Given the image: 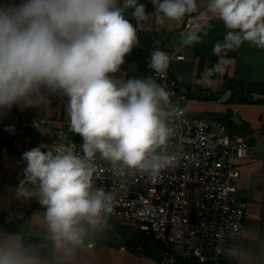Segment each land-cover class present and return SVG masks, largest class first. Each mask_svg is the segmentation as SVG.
Wrapping results in <instances>:
<instances>
[{
	"label": "clouds",
	"instance_id": "9594fccd",
	"mask_svg": "<svg viewBox=\"0 0 264 264\" xmlns=\"http://www.w3.org/2000/svg\"><path fill=\"white\" fill-rule=\"evenodd\" d=\"M149 2L152 12L140 0H0V117L16 106L47 107L51 96L67 97L69 130L82 140V154L36 147L23 155L17 197H38L56 249L82 245L88 229L113 213L112 194L93 185L97 157L149 177L175 162L166 151L173 94L151 77L116 75L140 43L132 20L139 25L154 17L161 27L189 20L177 53L200 43L213 20L226 30L213 46L215 55L245 43L264 50V0H208L203 10L197 0ZM169 64L167 52L153 51L150 67L157 75ZM198 83L215 82L208 76ZM0 264L39 261L22 240L5 235Z\"/></svg>",
	"mask_w": 264,
	"mask_h": 264
},
{
	"label": "crops",
	"instance_id": "0c3cea01",
	"mask_svg": "<svg viewBox=\"0 0 264 264\" xmlns=\"http://www.w3.org/2000/svg\"><path fill=\"white\" fill-rule=\"evenodd\" d=\"M4 2L19 4L21 0ZM140 2L147 5L148 12L154 11L149 0ZM207 2L197 0L201 10ZM126 15L131 19V10ZM132 22L140 43L126 57L116 74L118 78H153L145 62L156 49L183 56V60L170 62L169 72L175 87L186 97L179 101L185 114L203 120L223 119L229 114L236 127L234 135L249 142L247 157L237 166L239 176L234 180L233 193L247 203L243 235L236 242L223 243L221 260L228 264H264V50L245 43L235 49L233 56L215 55L213 46L226 30L222 22L213 20L200 43L177 53L175 46L185 21L166 22L162 27L155 23L154 17L139 25L135 20ZM208 76L215 82L211 87L198 83ZM63 98L51 96L47 107L16 106V115L8 112L0 117V139L11 141L15 150L13 154L0 156V216L9 222L22 220L12 233L0 227V236L20 240L26 234L49 246L43 251L44 257L38 258L39 264H158L161 247L136 222L120 217L110 216L98 228L88 229L82 245L70 250L56 249L38 197H17L16 188L26 166L24 153L36 147L42 151L46 146L57 147L61 130L74 138L65 111L67 100Z\"/></svg>",
	"mask_w": 264,
	"mask_h": 264
},
{
	"label": "built area",
	"instance_id": "2783aa9c",
	"mask_svg": "<svg viewBox=\"0 0 264 264\" xmlns=\"http://www.w3.org/2000/svg\"><path fill=\"white\" fill-rule=\"evenodd\" d=\"M189 23L185 21L183 30ZM168 54L170 62L184 59ZM150 62L148 58L145 63L153 78L173 94L175 108L169 117L173 135L166 151L175 162L149 177L114 169L97 157L93 185L114 197L110 216L136 222L161 247L158 264H228L221 260L223 243L243 235L247 203L233 193L237 166L246 159L249 142L230 133L223 122L188 117L179 105L186 97L170 78V64L165 74L157 75ZM57 142V147L46 146L44 151L82 154V141L62 130Z\"/></svg>",
	"mask_w": 264,
	"mask_h": 264
},
{
	"label": "trees",
	"instance_id": "16d2710c",
	"mask_svg": "<svg viewBox=\"0 0 264 264\" xmlns=\"http://www.w3.org/2000/svg\"><path fill=\"white\" fill-rule=\"evenodd\" d=\"M234 52H235V49L228 51L225 55H222V56H233ZM63 99L67 100V97H64ZM9 113L12 115H16L18 111L15 110V108H13ZM229 119H230L229 114H226L223 116V119L218 118V120L217 119L215 120L226 124L228 131L234 134V130H235L234 128L236 127L230 122ZM73 137L75 141L81 140V138L77 135H74ZM4 153L13 154L15 153V150L13 148L11 141L1 138L0 139V156ZM21 224H22V220H16V221L9 222L5 220L2 216H0V227L3 228L6 232H10V233L15 232L20 227ZM20 240L23 241V244L25 248L29 251V253L33 254L37 258H43L44 257L43 251H46V249L49 248V246L47 245H42L39 239H36L26 234H22L20 236ZM236 241L237 240H229L226 242H236ZM52 264H56V262H52Z\"/></svg>",
	"mask_w": 264,
	"mask_h": 264
},
{
	"label": "bare ground",
	"instance_id": "6f19581e",
	"mask_svg": "<svg viewBox=\"0 0 264 264\" xmlns=\"http://www.w3.org/2000/svg\"><path fill=\"white\" fill-rule=\"evenodd\" d=\"M218 120V119H217ZM233 131V130H232ZM230 132V131H229ZM237 132V131H236ZM241 133V132H240ZM237 135V134H236ZM241 135V134H240Z\"/></svg>",
	"mask_w": 264,
	"mask_h": 264
}]
</instances>
